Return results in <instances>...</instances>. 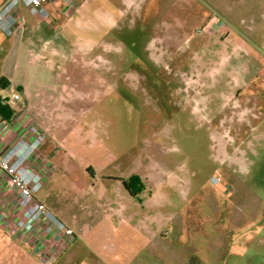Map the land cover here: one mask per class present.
Listing matches in <instances>:
<instances>
[{"label":"rangeland","instance_id":"374dc122","mask_svg":"<svg viewBox=\"0 0 264 264\" xmlns=\"http://www.w3.org/2000/svg\"><path fill=\"white\" fill-rule=\"evenodd\" d=\"M65 12L58 54L30 57L16 74L27 94L14 87L70 155L75 178L55 176L48 197L78 185L107 264H264V0H73ZM131 176L165 216L155 238L104 219L113 196L99 185Z\"/></svg>","mask_w":264,"mask_h":264},{"label":"crops","instance_id":"0c3cea01","mask_svg":"<svg viewBox=\"0 0 264 264\" xmlns=\"http://www.w3.org/2000/svg\"><path fill=\"white\" fill-rule=\"evenodd\" d=\"M4 2L5 0H0V7ZM44 7L46 14L42 15L37 9L21 4L15 14L16 23L12 33L7 36L0 31V76L4 78V86L8 83L7 87L0 86V97L4 105H7L5 99L11 91H15V86H21L24 90L22 92L27 94L24 83L16 77L18 68H22V65L25 67L33 55L39 61H49L58 54V27L62 25L61 18L66 15V4L63 0H57L45 3ZM21 97V111L9 106L13 115L10 118L0 115V149L7 148L25 135L26 125L30 120H36L37 123L39 121L47 139L30 161L42 184L37 198L64 227L58 230L53 228L52 232H48L47 223L38 219L30 228L25 229L22 222L26 221V215L18 205L19 184L0 169V264H90L95 258L106 264L111 262L108 255L97 254L92 245L94 241L86 239H91L92 230L84 229L83 226H86L87 220V224H91L93 214L88 211L87 218L80 216L88 206L80 207L81 205L75 204L81 191L78 185L70 184V196L62 193L48 197L46 189L55 176L60 177L61 181L68 180V177L75 178L73 169L61 163L65 156L70 155L54 138L50 127L33 113L29 99ZM53 158L56 159V164L51 163ZM89 172L95 178L92 168ZM110 178L112 177H106L99 185L104 192L111 190L110 194L113 196L109 198L105 192L104 219L110 222L115 219L116 225L122 227L121 234L124 237H138L139 234L143 237L144 233L153 238L159 236L164 228L162 222L165 216L157 209L159 205L154 208L157 202L153 196L144 198L141 193L132 196L122 181L116 179L111 182ZM92 197L95 199L94 195ZM105 247L106 251H114L113 244L109 242Z\"/></svg>","mask_w":264,"mask_h":264},{"label":"built area","instance_id":"2783aa9c","mask_svg":"<svg viewBox=\"0 0 264 264\" xmlns=\"http://www.w3.org/2000/svg\"><path fill=\"white\" fill-rule=\"evenodd\" d=\"M55 1L57 0H5L0 7V31L7 36L12 33L16 23L15 14L21 4L35 8L44 15V4ZM63 1L66 10L71 9L73 0ZM5 102L13 109H22V97L17 91H11ZM25 130V135L7 148L0 149V169L19 184L18 205L26 215V221L22 222L25 229L30 228L38 219L47 223L48 232H52L53 228L62 229L64 224L38 200L37 196L42 187L41 179L30 165L33 155L47 139L46 132L33 120H30Z\"/></svg>","mask_w":264,"mask_h":264},{"label":"trees","instance_id":"16d2710c","mask_svg":"<svg viewBox=\"0 0 264 264\" xmlns=\"http://www.w3.org/2000/svg\"><path fill=\"white\" fill-rule=\"evenodd\" d=\"M4 79H0V86L7 87L8 83L4 86L3 85ZM0 115L10 118L13 115V110L9 108V106L4 105L2 98L0 97ZM122 181L125 189L130 193L132 196H138L144 189V185L141 179L138 176H131L127 179H119Z\"/></svg>","mask_w":264,"mask_h":264}]
</instances>
